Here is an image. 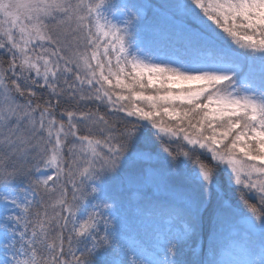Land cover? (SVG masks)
Segmentation results:
<instances>
[{
  "label": "snow or ice",
  "instance_id": "snow-or-ice-1",
  "mask_svg": "<svg viewBox=\"0 0 264 264\" xmlns=\"http://www.w3.org/2000/svg\"><path fill=\"white\" fill-rule=\"evenodd\" d=\"M0 264H264V0H0Z\"/></svg>",
  "mask_w": 264,
  "mask_h": 264
},
{
  "label": "trees",
  "instance_id": "trees-1",
  "mask_svg": "<svg viewBox=\"0 0 264 264\" xmlns=\"http://www.w3.org/2000/svg\"><path fill=\"white\" fill-rule=\"evenodd\" d=\"M135 198H136V197H135V193H133V194L129 193V199H130V200H134V201H135ZM133 225H135V222H133ZM133 225H130V227L133 226ZM135 226H136L137 228L139 227L138 225H135Z\"/></svg>",
  "mask_w": 264,
  "mask_h": 264
},
{
  "label": "rangeland",
  "instance_id": "rangeland-1",
  "mask_svg": "<svg viewBox=\"0 0 264 264\" xmlns=\"http://www.w3.org/2000/svg\"><path fill=\"white\" fill-rule=\"evenodd\" d=\"M131 194H133V193H131ZM133 202H134V200H132Z\"/></svg>",
  "mask_w": 264,
  "mask_h": 264
}]
</instances>
